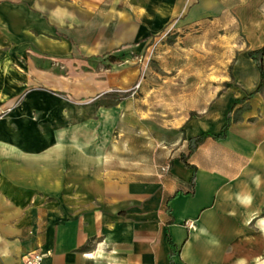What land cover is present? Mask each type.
I'll return each instance as SVG.
<instances>
[{"label": "crops", "instance_id": "crops-1", "mask_svg": "<svg viewBox=\"0 0 264 264\" xmlns=\"http://www.w3.org/2000/svg\"><path fill=\"white\" fill-rule=\"evenodd\" d=\"M54 3L0 0V95L17 92L7 90L8 64L23 46H38L41 33L76 43L49 17ZM181 13L242 31L234 80L226 84L223 74L218 85L184 91L177 123L183 129L171 128L176 140L162 150L172 156L169 168L147 180L111 183L106 209L84 210L88 170L72 165V153L33 151V136L24 132L31 95L0 118V264H25L22 256L32 250L45 251L41 264H168L167 233L180 264H264V87L235 104L261 79L249 50L264 45V0H185L169 20ZM231 108L226 137L202 138L187 165L180 154L189 137L221 132Z\"/></svg>", "mask_w": 264, "mask_h": 264}, {"label": "rangeland", "instance_id": "rangeland-1", "mask_svg": "<svg viewBox=\"0 0 264 264\" xmlns=\"http://www.w3.org/2000/svg\"><path fill=\"white\" fill-rule=\"evenodd\" d=\"M183 2L55 0L48 15L76 43L41 33L38 46H23L8 64L7 90L17 92L0 95V118L32 96L24 132L35 153H72L73 166H87L85 211L108 207L111 183L163 171L172 156L162 150L176 140L171 128L183 129L184 91L218 85L223 74L226 84L234 80L242 31L183 13L169 20Z\"/></svg>", "mask_w": 264, "mask_h": 264}, {"label": "trees", "instance_id": "trees-1", "mask_svg": "<svg viewBox=\"0 0 264 264\" xmlns=\"http://www.w3.org/2000/svg\"><path fill=\"white\" fill-rule=\"evenodd\" d=\"M249 55L257 63V65L260 69L261 79H260L258 85L256 86V88L254 90L247 93L244 97L237 98L235 101V104H236V102L244 101L245 99L250 98L254 94L261 92L263 90V87H264V45H262L261 47L255 48V49H250ZM231 116H232V108L227 113V121L223 125L221 132L203 131V132H200L198 134L190 136L188 139V151L187 152L182 151L180 154V158L187 165H190V163L188 162V159H189L190 155L192 154V152L196 149L199 141L202 138H204L206 136H212L214 138L226 137L227 130L231 124ZM195 178H196V174L194 171L192 176H191V183L193 185L195 184ZM178 193H179V190H177L171 197L177 195ZM187 193H193V190L188 191ZM171 197H169V200ZM167 238H168V242H169V246H170V248H169V263L168 264H180V263L176 262V260L174 259V255L177 254V252H178V245L172 240L170 233H167Z\"/></svg>", "mask_w": 264, "mask_h": 264}, {"label": "built area", "instance_id": "built-area-1", "mask_svg": "<svg viewBox=\"0 0 264 264\" xmlns=\"http://www.w3.org/2000/svg\"><path fill=\"white\" fill-rule=\"evenodd\" d=\"M169 166L170 165L167 163L162 166V169L167 170ZM45 254L43 250H32L25 253L22 258L25 264H41Z\"/></svg>", "mask_w": 264, "mask_h": 264}, {"label": "bare ground", "instance_id": "bare-ground-1", "mask_svg": "<svg viewBox=\"0 0 264 264\" xmlns=\"http://www.w3.org/2000/svg\"><path fill=\"white\" fill-rule=\"evenodd\" d=\"M193 226V225H192Z\"/></svg>", "mask_w": 264, "mask_h": 264}]
</instances>
